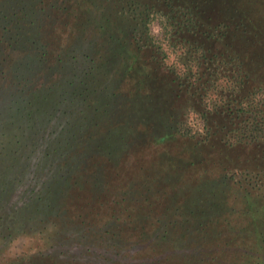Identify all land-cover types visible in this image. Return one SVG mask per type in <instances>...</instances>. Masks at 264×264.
I'll return each instance as SVG.
<instances>
[{
  "label": "trees",
  "instance_id": "1",
  "mask_svg": "<svg viewBox=\"0 0 264 264\" xmlns=\"http://www.w3.org/2000/svg\"><path fill=\"white\" fill-rule=\"evenodd\" d=\"M257 1L0 0V29L13 42L1 65L60 105L50 109L52 154L73 166L61 172L79 177L93 157L116 172L97 210L105 229L83 223L80 185L38 222L107 235L135 263L264 264V58L248 21ZM99 165L89 164L104 187ZM10 216H0V264H80L55 258V228Z\"/></svg>",
  "mask_w": 264,
  "mask_h": 264
},
{
  "label": "rangeland",
  "instance_id": "2",
  "mask_svg": "<svg viewBox=\"0 0 264 264\" xmlns=\"http://www.w3.org/2000/svg\"><path fill=\"white\" fill-rule=\"evenodd\" d=\"M249 25L253 28V50L264 58V0H258L257 4L248 18ZM159 29L158 25H154V32ZM5 39L7 42H5ZM0 52L3 49L2 56L7 57L11 50L10 46L13 42L8 38H5L3 29H0ZM0 54V207L4 208L0 216L8 217L11 215V221L14 223H20L28 227L42 226L47 224L52 228H55L57 233L59 231L58 239L52 241L53 254L60 262L64 263L66 260L72 259L80 262V264H155L157 260L147 261L142 260L135 263L132 260V253L127 248L114 247L112 239L107 235L104 238H93L90 233L83 235L76 228L72 229V232L66 233L65 230H60L58 227H53L52 218H47L44 222H38L39 216H44L45 213L55 212L58 213L56 207L63 203V199L69 196L73 192H77V186L79 189V202L78 209L81 212L83 223L86 222L88 229H98L96 225L102 228L105 220L100 217V213L97 212L100 202L105 198V187L110 186L113 183L116 172L114 166L111 165L108 160L100 158H92L90 161L96 163L97 166L100 163L106 166L107 173L102 174V181L105 183L104 187H99L101 181L95 172V167L86 166L83 174L77 176V172L74 176H70L69 173L63 172L62 169H71L70 159L64 164L58 166V162L54 161L52 154L53 139L57 134L55 126L50 123V109L57 108V102L54 101L52 105L47 104L46 100L41 96H35L30 93L31 90L18 76L10 75L4 70L1 65L2 56ZM12 70V69H10ZM36 97V98H35ZM60 109V105L58 104ZM58 113V112H57ZM60 116L54 112L52 120H58L56 117ZM69 120L72 126L77 128V125H81L80 128L85 127L78 119L69 116ZM83 122V121H82ZM79 128V129H80ZM77 130V129H74ZM78 131V130H77ZM85 134V130H80ZM50 133V136H49ZM50 138V139H49ZM66 150L73 155L76 151L75 144L73 142L65 141ZM55 150V149H54ZM138 149L132 152L130 164L139 157ZM251 152H253L251 150ZM55 154V151H53ZM242 153V152H241ZM234 154L232 164H238L240 157ZM255 155L257 152L254 153ZM76 158V157H75ZM245 161L248 159L244 157ZM251 162L246 165H253V157L249 158ZM106 161V162H105ZM244 166V164L242 163ZM112 169V170H109ZM62 170V172H61ZM109 170V171H108ZM121 170V168L119 169ZM118 170V171H119ZM117 171V172H118ZM62 175L60 176V174ZM108 176V177H107ZM112 176V178H110ZM125 181V180H124ZM125 182L130 183L126 180ZM123 182L120 185L126 186ZM132 191H136L138 185L136 179L131 181ZM51 197V202L47 205L46 199ZM43 200V198H45ZM54 197V198H53ZM54 199H57L58 203H54ZM52 203V205H51ZM74 207V206H72ZM113 207V206H112ZM44 212V213H42ZM140 216L145 217L143 215ZM4 222L3 220L0 223ZM142 223L144 221H141ZM38 223V225H36ZM24 226V227H25ZM105 229V227H103ZM70 230V228H69ZM95 231V230H94ZM55 232V231H54ZM53 232V233H54ZM80 233V234H79ZM70 236H73L72 238ZM26 240L25 249L29 250L33 243L29 239ZM14 245L17 242L13 243ZM13 244L6 248V252L15 249ZM177 244V242H176ZM21 246V243H19ZM172 253L180 252L183 250L173 251ZM164 254H170L169 252H162ZM159 264H177V262H171L170 257H164ZM76 263V262H74Z\"/></svg>",
  "mask_w": 264,
  "mask_h": 264
},
{
  "label": "clouds",
  "instance_id": "3",
  "mask_svg": "<svg viewBox=\"0 0 264 264\" xmlns=\"http://www.w3.org/2000/svg\"><path fill=\"white\" fill-rule=\"evenodd\" d=\"M156 31H159V29H156Z\"/></svg>",
  "mask_w": 264,
  "mask_h": 264
}]
</instances>
